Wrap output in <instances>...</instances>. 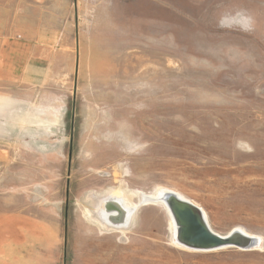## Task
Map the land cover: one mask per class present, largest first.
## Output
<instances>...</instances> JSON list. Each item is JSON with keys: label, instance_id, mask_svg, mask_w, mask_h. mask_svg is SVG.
Returning <instances> with one entry per match:
<instances>
[{"label": "rangeland", "instance_id": "obj_1", "mask_svg": "<svg viewBox=\"0 0 264 264\" xmlns=\"http://www.w3.org/2000/svg\"><path fill=\"white\" fill-rule=\"evenodd\" d=\"M162 190L258 247H177ZM0 264H264V0H0Z\"/></svg>", "mask_w": 264, "mask_h": 264}, {"label": "water", "instance_id": "obj_2", "mask_svg": "<svg viewBox=\"0 0 264 264\" xmlns=\"http://www.w3.org/2000/svg\"><path fill=\"white\" fill-rule=\"evenodd\" d=\"M158 200L167 208L173 221L175 243L186 250L203 253L224 249L251 251L260 243L259 238L237 229L224 237L217 235L209 228L200 208L172 191H162ZM153 202L152 199H142V203Z\"/></svg>", "mask_w": 264, "mask_h": 264}, {"label": "bare ground", "instance_id": "obj_3", "mask_svg": "<svg viewBox=\"0 0 264 264\" xmlns=\"http://www.w3.org/2000/svg\"><path fill=\"white\" fill-rule=\"evenodd\" d=\"M162 191H158L154 196H150V197L143 195V196H141V200L144 199V198H148V199L154 200L153 204H158V205L162 206L167 211L168 216L170 217L167 208L164 206V204L162 202H160L158 200V197H159V195H161ZM113 196L111 198L107 197V198L102 199L101 201H99V204H97L98 211L96 212V214H91L88 211L85 212V214H86L87 218L89 219V221L94 222L96 224H99L100 226H102V227H104L106 229L115 228L116 224L118 225L120 222L124 221V219H126L125 221L127 223L133 221V217L134 216L132 214V209H131V208H133V206H131V204L127 200L123 199L124 197L120 198L118 195H116V197H113ZM120 199L122 201L121 204H123L122 207H119L118 205L114 204L115 202L113 201V200H117L118 201ZM169 225H170V228H171V231H172L173 243L175 245H177L175 243V240H174L175 227L173 225V221H172L171 217H170V220H169ZM177 247H179V246L177 245Z\"/></svg>", "mask_w": 264, "mask_h": 264}]
</instances>
